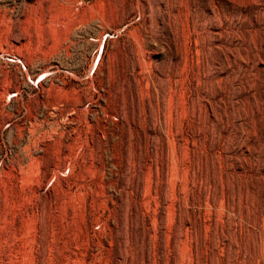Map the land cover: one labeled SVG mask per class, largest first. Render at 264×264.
I'll list each match as a JSON object with an SVG mask.
<instances>
[{
	"label": "rangeland",
	"instance_id": "rangeland-1",
	"mask_svg": "<svg viewBox=\"0 0 264 264\" xmlns=\"http://www.w3.org/2000/svg\"><path fill=\"white\" fill-rule=\"evenodd\" d=\"M0 264H264V0H0Z\"/></svg>",
	"mask_w": 264,
	"mask_h": 264
},
{
	"label": "bare ground",
	"instance_id": "bare-ground-1",
	"mask_svg": "<svg viewBox=\"0 0 264 264\" xmlns=\"http://www.w3.org/2000/svg\"><path fill=\"white\" fill-rule=\"evenodd\" d=\"M69 34V33H68ZM57 41V40H56ZM61 45V44H60ZM59 46V45H58ZM51 52V51H50ZM49 53V52H48Z\"/></svg>",
	"mask_w": 264,
	"mask_h": 264
}]
</instances>
